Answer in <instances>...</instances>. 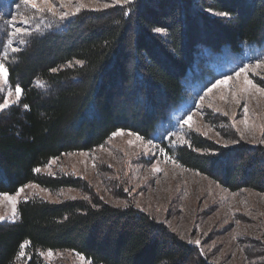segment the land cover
Here are the masks:
<instances>
[{"label": "trees", "instance_id": "16d2710c", "mask_svg": "<svg viewBox=\"0 0 264 264\" xmlns=\"http://www.w3.org/2000/svg\"><path fill=\"white\" fill-rule=\"evenodd\" d=\"M247 44L264 46V0H132L30 36L8 62L9 82L23 93L0 110V192L32 181L86 197L20 200L16 219L0 221V264H46V249L91 264H215L148 212L105 202L80 176L37 169L101 146L120 129L146 139L168 132L187 82L207 88L223 75L218 57ZM257 82L264 88V78ZM163 144L181 166L231 191L264 193L261 144L222 145L194 130L181 144Z\"/></svg>", "mask_w": 264, "mask_h": 264}, {"label": "rangeland", "instance_id": "374dc122", "mask_svg": "<svg viewBox=\"0 0 264 264\" xmlns=\"http://www.w3.org/2000/svg\"><path fill=\"white\" fill-rule=\"evenodd\" d=\"M130 1L0 0V110L22 96V88L9 82L8 62L30 36L43 35L83 10ZM217 60L222 77L205 89L187 82V94L173 111L175 124L168 132L146 139L120 129L101 146L64 153L37 170L80 176L105 202L148 212L197 245L212 263L264 264V193L251 188L231 191L181 166L163 144H181L194 130L222 145L242 140L264 146V88L257 82L264 78V46L247 44L241 52ZM33 196L60 202L86 194L75 187L50 190L31 181L15 193L0 192V221L16 219L20 200ZM41 256L46 264H91L71 250L46 249Z\"/></svg>", "mask_w": 264, "mask_h": 264}]
</instances>
